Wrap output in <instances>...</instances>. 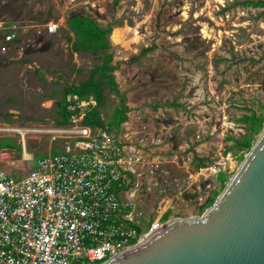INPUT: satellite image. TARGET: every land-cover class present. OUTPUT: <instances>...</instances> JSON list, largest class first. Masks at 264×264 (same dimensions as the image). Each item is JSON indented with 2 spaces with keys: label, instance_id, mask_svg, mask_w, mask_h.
I'll list each match as a JSON object with an SVG mask.
<instances>
[{
  "label": "rangeland",
  "instance_id": "374dc122",
  "mask_svg": "<svg viewBox=\"0 0 264 264\" xmlns=\"http://www.w3.org/2000/svg\"><path fill=\"white\" fill-rule=\"evenodd\" d=\"M258 1L264 0H0V18L58 26L53 36L33 39V50L0 55V171L22 177L70 143L56 126V102L101 61L72 52L67 22L90 17L112 29L113 75L129 109L109 135L168 172L169 194L159 185L136 192L140 210L158 226L167 212L168 220L199 216L248 152L230 151V138L246 135L241 118L264 115V8L243 5ZM104 97L107 125L119 99L107 87Z\"/></svg>",
  "mask_w": 264,
  "mask_h": 264
},
{
  "label": "built area",
  "instance_id": "2783aa9c",
  "mask_svg": "<svg viewBox=\"0 0 264 264\" xmlns=\"http://www.w3.org/2000/svg\"><path fill=\"white\" fill-rule=\"evenodd\" d=\"M57 30L54 23L29 28L0 18V55H23L39 46L33 39ZM96 106L93 98L67 97L70 122L59 132L70 143L22 177L0 171V264H104L159 227L135 194L157 185L169 194L168 172L135 146L82 126Z\"/></svg>",
  "mask_w": 264,
  "mask_h": 264
},
{
  "label": "water",
  "instance_id": "95a60500",
  "mask_svg": "<svg viewBox=\"0 0 264 264\" xmlns=\"http://www.w3.org/2000/svg\"><path fill=\"white\" fill-rule=\"evenodd\" d=\"M104 264H264V128L202 215L172 218Z\"/></svg>",
  "mask_w": 264,
  "mask_h": 264
},
{
  "label": "trees",
  "instance_id": "16d2710c",
  "mask_svg": "<svg viewBox=\"0 0 264 264\" xmlns=\"http://www.w3.org/2000/svg\"><path fill=\"white\" fill-rule=\"evenodd\" d=\"M253 8H264V1L248 2L243 4ZM68 30L73 35L74 41L71 50L75 54H94L100 61V65L96 66L89 72L88 79L80 82L78 85H71L62 91V97L56 102L58 106L59 119L56 121L57 127H66L69 125L71 113L66 110L67 97L76 96L79 100H88L93 98L97 106L88 110L82 121L81 125L88 127L91 130H101L109 132L112 129H119L120 125L127 120V113L129 109L126 107V98L121 95L117 89L113 73L117 70L112 66V54L110 53L109 36L112 29L110 27L101 28L90 17H75L67 22ZM154 47L144 49L140 53V57L151 52ZM107 87L114 96L119 99V106L116 107L112 114L111 121L106 125L102 120L100 109L104 106L105 97L104 89ZM249 116L241 118L246 129V135L239 139H231L233 142L230 151H249L252 147L254 137L259 135L264 126V115H256L250 111ZM243 156H240V160ZM197 162L196 168L203 167L204 160L194 158ZM224 181V180H223ZM216 195L210 202H207L200 210L202 214L206 209L211 207L216 200ZM200 214V215H201ZM170 212H167L161 218L162 223L168 221Z\"/></svg>",
  "mask_w": 264,
  "mask_h": 264
},
{
  "label": "crops",
  "instance_id": "0c3cea01",
  "mask_svg": "<svg viewBox=\"0 0 264 264\" xmlns=\"http://www.w3.org/2000/svg\"><path fill=\"white\" fill-rule=\"evenodd\" d=\"M28 157V156H27Z\"/></svg>",
  "mask_w": 264,
  "mask_h": 264
}]
</instances>
